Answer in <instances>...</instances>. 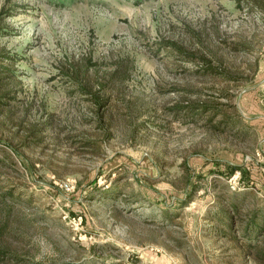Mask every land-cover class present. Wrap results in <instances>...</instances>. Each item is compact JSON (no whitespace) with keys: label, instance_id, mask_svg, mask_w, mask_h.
I'll return each instance as SVG.
<instances>
[{"label":"rangeland","instance_id":"1","mask_svg":"<svg viewBox=\"0 0 264 264\" xmlns=\"http://www.w3.org/2000/svg\"><path fill=\"white\" fill-rule=\"evenodd\" d=\"M0 264H264V0H0Z\"/></svg>","mask_w":264,"mask_h":264}]
</instances>
